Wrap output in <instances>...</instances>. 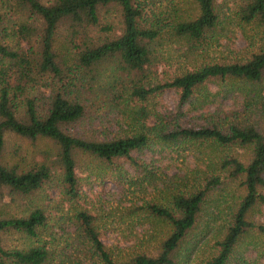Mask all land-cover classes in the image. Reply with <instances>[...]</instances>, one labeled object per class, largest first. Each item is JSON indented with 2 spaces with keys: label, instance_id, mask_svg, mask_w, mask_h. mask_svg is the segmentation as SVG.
<instances>
[{
  "label": "trees",
  "instance_id": "16d2710c",
  "mask_svg": "<svg viewBox=\"0 0 264 264\" xmlns=\"http://www.w3.org/2000/svg\"><path fill=\"white\" fill-rule=\"evenodd\" d=\"M193 2L194 14L179 17L173 5L174 11L166 17L145 25L141 24L144 8L139 0H0V35L11 26L10 35L15 39L10 44L0 38V201L7 196L17 202L56 184L70 198L77 197V152L87 153L121 178L127 162L140 165L137 154L153 148L152 138L163 144L207 143L222 151L219 161L212 164L220 174L211 170L192 188L171 184L160 200H143L132 207V215L135 208L141 221L165 226L151 250L121 259L101 241L96 216L85 210L77 212L76 219L99 264H180L177 250L196 228L203 202L213 190L230 182H238L243 192L206 264H232L237 254L245 257L255 246L264 245V223L254 220L264 208V91L260 86L264 75V0H238L236 4L235 14L241 22L261 27V43L249 56L203 63L169 80L152 82L150 67L157 59L153 43L163 29L198 48L218 41L221 14L217 0ZM107 6H114L119 13L115 26L101 22V9ZM61 28L67 37V55L59 54L54 46ZM212 83L224 88L212 92L208 89ZM87 85L90 89L96 86L107 97L108 112L116 120L126 121L132 132L105 139L67 132L66 128L84 120L88 113L84 94H79L91 91ZM166 90L177 93L179 111L185 104L189 109L203 108L215 102L217 94L229 97L238 90L246 103L259 105L263 123L231 122L225 127L217 122L185 127L169 124L157 99ZM12 137L34 146L38 141L48 142V146L35 147L30 153L13 146L16 160L10 162L6 146ZM236 149L247 151V156L241 159L233 153ZM25 209L23 216H0V264L51 262L45 244L21 249H7L2 244L1 234L8 231L38 237L46 224L45 211L33 201ZM253 234L261 240L253 241ZM243 261L248 263L246 258Z\"/></svg>",
  "mask_w": 264,
  "mask_h": 264
},
{
  "label": "rangeland",
  "instance_id": "374dc122",
  "mask_svg": "<svg viewBox=\"0 0 264 264\" xmlns=\"http://www.w3.org/2000/svg\"><path fill=\"white\" fill-rule=\"evenodd\" d=\"M144 8V20L141 24H156L158 17L167 16V12L174 11L181 17L195 13L193 0H139ZM238 0H217L221 14V25L216 32L220 33L217 42L210 45L190 46L181 39L163 29L159 38L153 43L156 62L150 67V80L163 82L175 74L190 70L203 63L217 61L228 62L249 56L261 43V27L253 23L241 22L235 14ZM1 7V4H0ZM119 13L114 6L101 9V22L117 25ZM175 14H172L174 17ZM11 26H7L0 38L12 44L15 39ZM66 33L61 28L58 31L55 50L59 54L67 55ZM88 84V83H86ZM260 86L264 91V75ZM90 89L89 85L86 86ZM93 87L91 91H84L83 99L87 103L85 119L66 128L68 133L78 134L88 139H105L133 131L126 121L116 120L113 113L108 112L109 102L99 89ZM224 88L216 83L208 84V89L217 92ZM233 96H215V102L199 109H189L185 104L178 110V95L173 90L164 91L159 97L161 101L159 111L169 124L179 126H203L217 122L220 126H228L231 122L262 124L259 105L246 103L243 93L234 90ZM199 94H197V97ZM194 106L198 101H194ZM153 148L145 149L137 154L139 166H130L127 162L122 169L123 176L112 172L111 168L92 158L87 153L77 152L76 174L80 186L77 197L70 198L60 187H45L29 198L11 202L5 196L0 201V216H23L32 201L41 206L47 217L44 227L39 229L38 237L33 239L27 235L8 231L1 234L2 244L7 249H21L29 244L42 243L49 248L52 259L49 264H99V259L91 247V243L82 232L76 219V213L87 211L96 216L97 228L101 241L121 259H126L141 250H151L159 241V236L165 230L160 222L140 220L141 214L133 206H138L143 200L158 199L163 196L165 188H192L199 186L205 175L214 171L222 151L207 143L181 142L179 144H163L152 138ZM10 142V141H9ZM18 144V145H17ZM48 142L38 141L35 146L23 139L11 138L7 143L6 155L10 162L13 157V146L25 148L30 153L33 149L44 148ZM241 159L247 156V151L236 149L233 152ZM29 157L27 158V160ZM123 163V162H120ZM24 165V164H22ZM116 175L118 176L116 178ZM238 182L225 183L221 188L213 190L202 204V212L198 218L196 228L189 233L177 250L180 264H206L215 251V241L219 240L224 225L229 219L231 210L235 207L242 194ZM160 200V199H158ZM262 214L254 215V220L264 223V208ZM152 235L150 237L149 235ZM253 241L258 242L261 237L253 234ZM255 251L248 255L236 256L232 264H264V245L255 246ZM238 257V258H237Z\"/></svg>",
  "mask_w": 264,
  "mask_h": 264
}]
</instances>
